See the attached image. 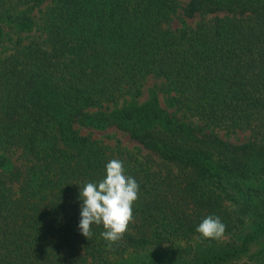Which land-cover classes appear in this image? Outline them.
<instances>
[{
    "label": "trees",
    "instance_id": "trees-1",
    "mask_svg": "<svg viewBox=\"0 0 264 264\" xmlns=\"http://www.w3.org/2000/svg\"><path fill=\"white\" fill-rule=\"evenodd\" d=\"M178 7L0 0V41L11 43L7 52L0 44V264H264V184L251 181H264V145L218 131L264 140V0ZM175 18L183 25L173 27ZM148 76L161 81L154 96L118 106ZM108 127L136 150L93 135ZM112 159L136 179L139 197L134 222L109 249L103 225L90 240L78 225L80 188L104 178ZM209 215L226 225L220 240L196 231ZM166 243L174 246L151 255ZM125 252L133 255L111 258Z\"/></svg>",
    "mask_w": 264,
    "mask_h": 264
},
{
    "label": "clouds",
    "instance_id": "clouds-1",
    "mask_svg": "<svg viewBox=\"0 0 264 264\" xmlns=\"http://www.w3.org/2000/svg\"><path fill=\"white\" fill-rule=\"evenodd\" d=\"M139 197V184L126 174L124 163L112 159L106 164V176L97 182H88L80 188L82 200L79 230L89 240L92 226L103 225L101 236L112 244L121 240L129 224L134 222L133 204ZM196 231L205 239L220 240L226 225L220 217L209 215L197 226ZM166 246V245H165Z\"/></svg>",
    "mask_w": 264,
    "mask_h": 264
},
{
    "label": "rangeland",
    "instance_id": "rangeland-1",
    "mask_svg": "<svg viewBox=\"0 0 264 264\" xmlns=\"http://www.w3.org/2000/svg\"><path fill=\"white\" fill-rule=\"evenodd\" d=\"M179 7L178 9H181L182 5H184L187 0H177ZM187 23L189 24H195L200 17L199 16H194V17H185ZM183 21L180 19L175 18L172 21V26L173 27H179L181 25H183ZM23 34H25L23 32ZM32 34H36V30L32 31ZM0 44L2 46V50L3 51H9L10 50V40L7 39V35H4L2 37V40L0 41ZM161 83L160 79L155 78L153 76H148L146 80H144V82L141 84V92L136 94L135 93V89H131V91L129 93L126 94V100L121 99L120 102L118 103V106L123 105L124 103H128L131 101H144L148 98H151L152 96H154V92H155V88L158 87V85ZM158 99H159V103L163 106L166 107L168 110H172L173 107L168 105V99L166 96V93L159 91L158 93ZM82 130L84 132H87L89 129L88 128H82ZM93 131V135L94 136H98L100 138H102L103 140H105L106 142L110 143V144H114L116 141V138H120L121 139V143L126 147V148H130L132 150H136V145H139L135 140L131 139L125 132L115 128V127H108L106 129H102V130H98V129H94ZM219 133L225 137L226 139L230 140L231 142H235V143H240V142H244V141H249L252 139H256L257 141H259L260 144L264 145V140L262 141L261 139H263L262 137L260 138L259 136H257L256 134H254L253 132H251L248 129H237V130H226V129H218ZM258 155L260 156V158H264L263 154L258 153ZM258 176V174L253 175V177L251 178L252 183L249 182L254 185V186H261L264 184V181L261 180V177H256ZM227 203L230 205V207L233 209L235 206L233 205V203L231 202V200H227ZM252 220L254 221L252 215L248 217V219H246L245 225L242 228V232L238 233V236H243V232H245L247 229L246 228H252ZM229 238V234L225 235L224 239H228ZM185 244L184 241H180L179 243H175V246H183ZM166 245V246H165ZM169 246H174V244H170V243H166L163 244L161 247H156V249H154V252L151 253V255L158 253L160 250H165L167 247ZM158 248H161L160 250ZM130 255H133V253L129 254L128 252H125L123 255L121 254H113L111 256V258L113 260H118L120 261H124L127 258L130 257ZM155 256V255H154ZM186 261V258H177L174 260H169L168 263L169 264H183V262Z\"/></svg>",
    "mask_w": 264,
    "mask_h": 264
}]
</instances>
